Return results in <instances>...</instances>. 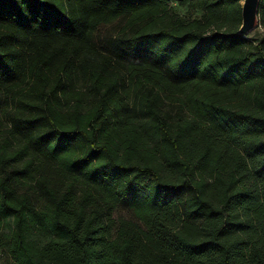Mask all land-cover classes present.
Here are the masks:
<instances>
[{
  "label": "trees",
  "instance_id": "obj_1",
  "mask_svg": "<svg viewBox=\"0 0 264 264\" xmlns=\"http://www.w3.org/2000/svg\"><path fill=\"white\" fill-rule=\"evenodd\" d=\"M241 3L0 0L11 263L264 264V34L238 35Z\"/></svg>",
  "mask_w": 264,
  "mask_h": 264
},
{
  "label": "water",
  "instance_id": "obj_2",
  "mask_svg": "<svg viewBox=\"0 0 264 264\" xmlns=\"http://www.w3.org/2000/svg\"><path fill=\"white\" fill-rule=\"evenodd\" d=\"M259 5L260 0H242L241 26L238 30V35L245 37L258 28Z\"/></svg>",
  "mask_w": 264,
  "mask_h": 264
},
{
  "label": "rangeland",
  "instance_id": "obj_3",
  "mask_svg": "<svg viewBox=\"0 0 264 264\" xmlns=\"http://www.w3.org/2000/svg\"><path fill=\"white\" fill-rule=\"evenodd\" d=\"M180 15H186V16H193V15H197L199 16L200 12L194 13L192 11L187 12L186 9H181L178 11ZM259 34H262L261 31L257 28L256 30H254L250 36H257ZM5 128L0 126V134H2L3 136V132ZM113 216L115 218L118 217H125L127 219H133V213L129 210H127L126 208L120 206L119 208L116 209V211L114 212ZM0 264H13L11 263V261L3 254V252L0 250Z\"/></svg>",
  "mask_w": 264,
  "mask_h": 264
},
{
  "label": "built area",
  "instance_id": "obj_4",
  "mask_svg": "<svg viewBox=\"0 0 264 264\" xmlns=\"http://www.w3.org/2000/svg\"><path fill=\"white\" fill-rule=\"evenodd\" d=\"M258 29L264 34V30L260 28V26H258Z\"/></svg>",
  "mask_w": 264,
  "mask_h": 264
}]
</instances>
